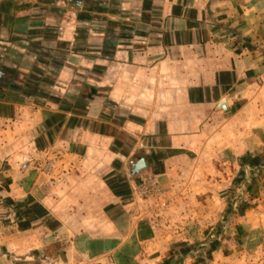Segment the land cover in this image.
<instances>
[{"label": "crops", "instance_id": "crops-1", "mask_svg": "<svg viewBox=\"0 0 264 264\" xmlns=\"http://www.w3.org/2000/svg\"><path fill=\"white\" fill-rule=\"evenodd\" d=\"M260 95L264 0H0V264H101L103 158L170 187Z\"/></svg>", "mask_w": 264, "mask_h": 264}, {"label": "rangeland", "instance_id": "rangeland-1", "mask_svg": "<svg viewBox=\"0 0 264 264\" xmlns=\"http://www.w3.org/2000/svg\"><path fill=\"white\" fill-rule=\"evenodd\" d=\"M243 93L231 99L239 101L242 94V100ZM252 102L235 110L230 134L221 130L212 152L203 156L206 160L196 163L193 157V171L180 173L170 187L141 159L142 166L135 163L131 176L130 153L103 158L108 199L96 211L106 221L119 219L115 231L120 247L102 253L101 264H264V95ZM114 144L107 141L103 148ZM75 156L70 160L80 165V154ZM59 170L57 195L63 197ZM84 207L68 206L76 219L88 214ZM106 221L101 229L107 228Z\"/></svg>", "mask_w": 264, "mask_h": 264}, {"label": "water", "instance_id": "water-1", "mask_svg": "<svg viewBox=\"0 0 264 264\" xmlns=\"http://www.w3.org/2000/svg\"><path fill=\"white\" fill-rule=\"evenodd\" d=\"M243 94H244V93H243ZM241 95H242V94L237 95L236 99H237V100H240V99H241ZM221 108H223L224 110H227V109H228L227 106H226V102H223V103L221 104Z\"/></svg>", "mask_w": 264, "mask_h": 264}, {"label": "flooded vegetation", "instance_id": "flooded-vegetation-1", "mask_svg": "<svg viewBox=\"0 0 264 264\" xmlns=\"http://www.w3.org/2000/svg\"><path fill=\"white\" fill-rule=\"evenodd\" d=\"M137 165H138V166H142V162H141V161H139Z\"/></svg>", "mask_w": 264, "mask_h": 264}]
</instances>
